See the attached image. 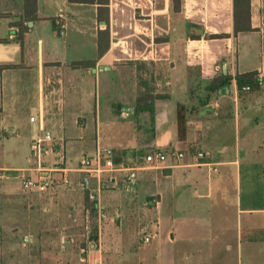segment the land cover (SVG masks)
I'll return each mask as SVG.
<instances>
[{"label":"crops","instance_id":"1","mask_svg":"<svg viewBox=\"0 0 264 264\" xmlns=\"http://www.w3.org/2000/svg\"><path fill=\"white\" fill-rule=\"evenodd\" d=\"M98 10V4L69 0H0L2 150L21 147L33 155V141L49 130L54 151L44 157L46 166L64 157L74 169L98 146L112 148L115 162L125 165L158 149L185 156L169 157L156 168L138 165L134 184L123 171L93 175L87 188L84 174L73 170L71 185L47 192L20 191L4 181L19 178L3 179L1 209L9 206L16 217L0 218V264H264V84L240 92L236 81L238 73L264 75V0H251L253 30L238 33L234 0H182L180 11L173 0H109L110 46L101 56L98 32L107 24L99 21ZM213 33L229 36L210 38ZM89 59L96 63L72 66ZM221 75L233 78L230 91L220 92L222 85L208 89ZM146 90L167 95L155 100V131L151 113L136 111L137 97ZM182 104L185 139L177 122ZM70 111L74 123H96L94 148L68 147L78 139L67 128ZM118 123L121 130L129 125V137L106 132ZM197 149L206 157L197 159ZM73 186L89 196L97 193L95 207H131L130 215L122 210V216L109 217L153 221L151 230L99 233L90 248H78L70 242L80 220L73 212L86 206L63 196ZM145 235L150 243L143 242Z\"/></svg>","mask_w":264,"mask_h":264},{"label":"rangeland","instance_id":"2","mask_svg":"<svg viewBox=\"0 0 264 264\" xmlns=\"http://www.w3.org/2000/svg\"><path fill=\"white\" fill-rule=\"evenodd\" d=\"M75 36V35H74ZM259 43V44H258ZM241 45V49L242 51H245L246 48H243L242 43ZM251 48L253 49L254 47V43L253 41L250 42ZM258 47H260V38H257V44ZM250 46H248L249 48ZM87 54V53H86ZM252 54H255V52H252ZM256 60L258 61L257 63L261 62L262 59V55L261 52L259 50V52L256 51ZM116 80V79H115ZM105 94H102V96H104ZM106 98V96L104 97ZM104 98L101 97V101L104 100ZM104 105V104H103ZM73 112L75 111H70L69 115H66V117L68 118V123H67V128L70 129L71 132H73V135L77 134V140L74 141L73 143H69L68 147L73 146V148H77L79 152H83L86 150V148H90L95 146L96 143V123L92 122L91 125L88 126H82L79 125L77 123H74V115ZM66 113H68L66 111ZM119 123L118 124H111L109 126L105 127L106 132L110 133L111 135H114L116 133L122 132L123 136L125 137L126 135L129 137V125H126V128H123L122 130L119 128ZM125 126V125H123ZM122 126V127H123ZM141 127V126H140ZM126 136V137H127ZM13 145L15 147L21 145L22 143H13ZM64 145V142H62V146ZM56 149H59V146L55 147ZM22 148L20 147L18 152L15 151H11L10 152H5L2 150V147L0 145V166H29V165H34L36 162V158L31 154V152H24L21 150ZM61 153V151H60ZM146 152H143L141 154H137L134 155L132 157H130L129 159L132 160L131 162H133V164L135 165H140V164H145L142 156L145 154ZM54 155V154H53ZM61 155H59L60 157ZM78 165V164H76ZM6 182H14L15 184H17V189H19L20 191L24 188L20 187L22 184V180L21 179H16V180H4ZM5 182V183H6ZM20 183V184H19ZM250 183V180H249ZM63 193V192H62ZM66 198L70 199L71 201H75V200H80V201H84L85 202V206L86 209L85 211L78 210L75 209L74 207V217L79 220L78 222H76L75 224V231L77 232L76 235H74V237L72 238V243H74V245H76L78 248L83 246L85 249L90 248V242L93 241L95 235L97 234L99 236V233L105 234L107 237H114L117 235H120L122 233H125L127 235H131V234H135L138 233L139 235L147 234L149 230H151V228L149 227L150 224H153V221H144V222H139L136 221L132 218H130V216L128 218H125V216L121 217V218H113L109 217V215H116L119 214L121 215L124 211V215H130V213H132V210L127 209V208H131V207H126V206H116L114 207V205L111 203L110 206H103L100 204L99 207H95L94 204L95 202L90 198L89 196V192H87V190H82L77 187V186H73L70 187V189H68L66 191V195H64ZM114 199H118V198H111V201H113ZM129 200H126V202H128ZM3 208L5 209H1V205H0V218H2V216L6 217V221H10L12 219L13 216L16 217V212H12L10 210L9 206H6ZM7 208V210H6ZM120 208V209H119ZM87 209H89V212L87 211ZM123 210V211H122ZM89 214V215H88ZM122 216V215H121ZM110 218L111 221H109L108 219ZM112 218V219H111ZM125 218V220L123 219ZM13 220V219H12ZM11 220V221H12ZM16 221V220H15ZM20 224H23V222H20ZM71 240V239H70ZM60 243L62 244V241L59 239ZM96 241V240H94ZM45 243L47 244V241H43L42 245L44 246Z\"/></svg>","mask_w":264,"mask_h":264},{"label":"built area","instance_id":"3","mask_svg":"<svg viewBox=\"0 0 264 264\" xmlns=\"http://www.w3.org/2000/svg\"><path fill=\"white\" fill-rule=\"evenodd\" d=\"M263 74H260L261 83L264 84ZM243 90H251L250 85L244 86ZM32 121L36 120V116L31 117ZM54 151V137L51 131H46L43 136L36 138L32 144V153L36 157L38 164L29 168L8 169L0 168V183L8 177H16L22 180L25 190L37 189L41 192L54 190L58 187L69 186L72 183L71 172L73 170L81 172L83 176V184L89 188L91 184V176L95 175L99 178L106 171H123L126 173L128 181L134 184L137 180L138 165H125L116 163L114 160V150L109 147L98 146L92 154H84L79 159L76 168H71L66 164L63 157L61 162L52 166H46L43 159L46 155ZM185 153L180 150H155L143 156L144 165L150 167L165 166L169 157L181 159ZM197 159L206 157L204 150L197 149L195 151ZM90 198L97 199V193L90 192ZM151 235H145L143 242L150 243ZM99 264V263H96Z\"/></svg>","mask_w":264,"mask_h":264},{"label":"trees","instance_id":"4","mask_svg":"<svg viewBox=\"0 0 264 264\" xmlns=\"http://www.w3.org/2000/svg\"><path fill=\"white\" fill-rule=\"evenodd\" d=\"M71 2L78 3H90L98 4V19L101 22H105L107 27L100 29L98 32V55H103L110 46V28H109V0H69ZM182 0H173L175 11L181 10ZM234 16H235V33L240 31L253 30L251 23V0H234ZM228 33H213L209 34L210 38L227 37ZM193 38H200V35H193ZM96 61L78 60L73 61V67L92 66ZM232 77L230 75L217 76L207 85V88L216 91L220 85L226 82H231ZM264 79V76H263ZM237 87L240 92L243 91L244 86L250 85L251 90H258L261 88L262 83L260 80V72L258 70L248 71L244 73H238L236 75ZM167 95L160 93H153L151 90H146L139 93L137 97L136 111H149L152 115L153 131H155V100L156 98L165 97ZM185 105H179L177 108V122L179 129V138L185 139L187 130V114Z\"/></svg>","mask_w":264,"mask_h":264},{"label":"water","instance_id":"5","mask_svg":"<svg viewBox=\"0 0 264 264\" xmlns=\"http://www.w3.org/2000/svg\"><path fill=\"white\" fill-rule=\"evenodd\" d=\"M224 88H226V90L229 92L230 91V82H226L224 85L220 86V92H223Z\"/></svg>","mask_w":264,"mask_h":264}]
</instances>
